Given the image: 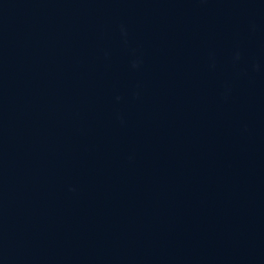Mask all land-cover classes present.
Masks as SVG:
<instances>
[{
    "label": "water",
    "instance_id": "water-1",
    "mask_svg": "<svg viewBox=\"0 0 264 264\" xmlns=\"http://www.w3.org/2000/svg\"><path fill=\"white\" fill-rule=\"evenodd\" d=\"M0 264H264V0H0Z\"/></svg>",
    "mask_w": 264,
    "mask_h": 264
}]
</instances>
